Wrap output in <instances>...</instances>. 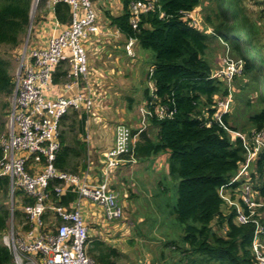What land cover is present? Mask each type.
Listing matches in <instances>:
<instances>
[{"label":"trees","instance_id":"16d2710c","mask_svg":"<svg viewBox=\"0 0 264 264\" xmlns=\"http://www.w3.org/2000/svg\"><path fill=\"white\" fill-rule=\"evenodd\" d=\"M144 1L118 0L121 11L117 15L110 14L102 5L99 8L105 10L104 18L109 26L117 29L124 39L132 38L139 49L154 54L149 67L152 73L148 69L146 75L153 94L145 88L140 98L152 115L147 121L149 129L156 134L153 138L146 132L141 134L135 146V158L149 162L168 153L167 175L162 182L172 185L178 179L173 215L182 227V246L169 241L166 247L180 254L181 264H253L250 247L254 226L238 223L235 209L229 208L219 194L220 188L244 163L245 149L240 138H232L221 127L203 122L212 115L215 99L228 93L221 80L211 77L214 67L207 59L210 42L217 40L223 57L243 62V71L233 82L238 80L245 91L243 107L251 108L243 120L236 115L237 111L224 115L225 125L244 133L250 147L253 134L264 132V37L258 28L260 23L255 24L247 16L245 0H156L153 9L142 14L137 28L133 29L130 5ZM259 5L262 6L260 2ZM31 6L32 0H0V48L15 50L21 45ZM198 6L204 11L202 29L192 26L185 15ZM55 16L61 24L67 23V6L56 5ZM12 79L9 64L0 60L1 95L12 94ZM52 81L54 85L67 81L65 64L57 67ZM159 110L172 114L158 119ZM86 121L87 116L81 110L71 109L62 117L60 147L54 161L56 169L80 173L86 168ZM248 172L249 182L264 197V147ZM8 186V178L1 177V205L8 196ZM22 198L25 204L33 203L25 196ZM49 198L53 204L67 207L76 195L65 192L57 197L51 191ZM14 217L19 221L21 212L15 211ZM8 218L9 210L1 207L0 234L7 230ZM260 221L264 224V220ZM87 255L94 264H122L121 252L104 241L92 240ZM0 264H14L10 251L2 243Z\"/></svg>","mask_w":264,"mask_h":264},{"label":"built area","instance_id":"2783aa9c","mask_svg":"<svg viewBox=\"0 0 264 264\" xmlns=\"http://www.w3.org/2000/svg\"><path fill=\"white\" fill-rule=\"evenodd\" d=\"M110 1L113 0H32L35 11L52 15L57 32L52 33L45 43L35 45L30 38L32 26L29 27L28 39L20 51L18 67L12 79L5 134L0 136V178H8L10 219L8 236L1 243L10 251L14 264H94L87 255L92 239L82 217L83 203L88 200L96 205L106 222L118 221L123 216L118 194L110 185L116 171L127 164L136 163L137 136L152 117L145 106L139 109L140 128L135 133L125 124H116L113 145L102 155L96 168L87 162L82 172L69 173L54 166L60 147L59 126L62 117L71 109L81 110L87 116L95 108L97 92L93 85L96 78L89 66L85 45L100 35L123 37L117 29L108 34V23L98 17L100 15L96 9ZM155 2L145 0L131 3L130 24L133 29L137 28L140 16L153 9ZM259 2L264 6V0ZM58 4L68 8L69 20L65 24H61L55 16ZM185 15L196 27L192 23L194 16L191 13ZM125 40L124 53L133 59L136 41L132 38ZM62 64L67 66L63 93L51 96L53 75ZM242 71L241 60L225 56L220 68L211 77L230 85ZM149 72L151 75L152 69ZM149 84L152 95L153 86ZM215 102L212 115L207 116L203 124H215L234 138H240L246 152L244 163L236 175L220 188L219 194L229 208L235 209L238 223L253 224L250 247L253 264H264V224L260 221L264 220V197L249 182L248 172L257 153L264 147V132L253 134V146L250 147L241 133L230 130L223 121V116L228 113L229 100L217 102L216 98ZM171 114L163 110L157 112L158 119ZM236 183H240L239 187L233 188ZM16 190L33 203L25 204L23 198L19 197V204L15 206V202H18ZM51 191L57 197L72 192L76 198L67 207L55 205L49 198ZM17 210L21 212L23 220H17L16 230L13 220ZM48 215L49 218L45 220Z\"/></svg>","mask_w":264,"mask_h":264},{"label":"rangeland","instance_id":"374dc122","mask_svg":"<svg viewBox=\"0 0 264 264\" xmlns=\"http://www.w3.org/2000/svg\"><path fill=\"white\" fill-rule=\"evenodd\" d=\"M205 4L206 3L204 2L203 6H205ZM244 5L247 16H249L255 24L260 23L258 28L261 31V36L264 37V15L261 14L262 12L259 1L245 0ZM104 8L109 10L110 14L117 15L121 11V4L118 2V0H113L109 3H105ZM198 8L201 10V12L198 13L203 16V7L198 6L195 8V10H198ZM96 11L97 14L100 15L98 17L103 18L101 21H105V10L97 8ZM202 16L199 18L194 16L192 18V23H194L200 29H202ZM37 20L38 16L36 15V11L33 9V6H31L29 25L27 32L22 39L21 45L15 50L0 48V60L9 64V74L12 78L18 67L20 51L28 39L29 27H33ZM99 24H101L100 20ZM113 28L109 27L107 30L114 33L115 28ZM119 40L120 41H118V43L121 44L122 49H120L118 52L121 51L124 53V45L126 40L123 37H121ZM108 45L109 44L101 46V48L108 51ZM85 46L88 47L87 54L91 53V51L94 52L95 50H99L96 39H94L92 44H87ZM134 50L136 58H123L122 61H120L121 63H119L120 67L122 68V72L120 73L121 75L117 77L111 76L112 78H109L110 82H106L107 84L111 85L112 91L117 90V93L121 94L119 95V101L115 100L112 108L104 107L101 105L103 102H99L98 107H95L90 113L87 114V121L89 125H87L86 121L85 131L87 132V135L90 136V140L89 138L86 140L87 137L84 139L87 143L88 149L86 164L87 162H93L95 156H98L97 153H94L93 146H91V136L93 129H96L94 125L103 126L100 118L105 120L107 119L108 128L113 127L114 124H116L115 122H118L119 118H121L124 122H129L131 120V123L132 117L135 116L136 113V105L129 108L130 104H128L127 107L125 103H127L129 98L132 96L140 97L141 92H143L145 88H147L151 94L149 89L150 84L146 78V75L151 61L154 58V54L151 51L139 49L137 43L134 47ZM114 51L115 50L110 48L108 52L114 53ZM98 54L99 53H96V56H98ZM220 55H222L221 51ZM222 59L223 56L219 59L220 65L222 63ZM216 70H218V68H215L212 73ZM224 85L227 87L228 93L224 98H217V102L228 99L230 104L227 114L231 115L237 111L236 115L240 117L241 120H243V118L248 115L251 108L246 109L243 107L245 102V91L242 89V85L239 84L238 80L235 82L232 81L230 85L225 83ZM10 97L11 95L5 97L0 94V136L5 134V123L7 119V112L9 110ZM96 117H100L97 120H100L101 122L99 121L96 123ZM92 118H94L93 121H91ZM241 120H239V122H241V124L244 123ZM109 132L111 133V130H109ZM109 132H107V134H110ZM151 134L152 136H150L153 138L156 134V131H152ZM241 134L244 137L246 136L242 132ZM230 136L234 138L233 135L230 134ZM168 158V153H164L158 155L156 158L151 159L149 163L147 161H137L132 165L127 164V166L113 174V188L118 194L117 198L123 210L122 218L115 222L117 225H121L123 228L122 230H126L125 234L123 233V240L126 243L127 249L130 251V255H128L129 259L126 261L127 264H181L180 261L178 262L180 254L177 252H172L168 247H166L169 241L174 242L178 247L182 246V227L175 220L173 215V208L176 203L175 186L177 187L178 179L176 178L173 182H171L172 185L162 182V179L165 177V175H167ZM163 187L165 188V191H163ZM19 197L24 196L19 190H16L15 198L18 200V202H15V206H18L19 204ZM1 207L6 209L9 208L8 196L6 197L3 205L0 204V208ZM96 209L101 212L99 208ZM22 220L23 219L21 218L19 221L22 222ZM9 221L10 219L8 218V223ZM16 222L18 221L14 218L13 226H15V229L17 230ZM5 236H8L7 230L0 234V244ZM130 242H133V244H130ZM119 243L120 242H118L116 245ZM122 264L125 263L123 262Z\"/></svg>","mask_w":264,"mask_h":264},{"label":"crops","instance_id":"0c3cea01","mask_svg":"<svg viewBox=\"0 0 264 264\" xmlns=\"http://www.w3.org/2000/svg\"><path fill=\"white\" fill-rule=\"evenodd\" d=\"M260 9L261 11H263L262 6ZM198 12H201L199 8L198 10H195L192 12V16H197L198 18L201 17L202 15ZM261 14L264 15V12H262ZM36 15L38 16V20L32 27L30 38L33 44L38 45L41 43H45V40L52 33H56L57 29L54 26L51 14L47 12H42L41 10H39V11H36ZM101 19L103 20V18ZM104 22H106V20ZM106 27L109 29V27L111 26L107 24ZM206 32H210V30H207ZM109 33H112V32L108 31V34ZM120 38L121 37L115 38L114 36L100 35L94 38L96 39V43L98 44L99 50L98 51L95 50L94 52L91 51V53L87 54L89 66L91 67V70L94 72V75L96 78V81L93 85L95 91L97 92L96 100H95V107H98L99 102H103L101 104L102 106L112 108L113 104L115 103V100L119 101V95L121 94H118L117 90L112 91L111 85L107 83L110 82L109 78L111 79L112 78L111 76L117 77L121 75L120 73L122 72V68L120 67L119 63H121L120 61H122L123 58L128 59L125 53H122L121 51L118 52L120 49H122L121 44L118 43V41H120L119 40ZM94 39H92L89 44H92ZM210 43H211V49L207 52V59L210 62H212L214 69L215 67L219 69L220 68L219 59L222 57V55H220V48H219L220 42L217 40H212ZM107 44H109L108 45L109 49L112 48L113 50H115L114 53L108 52L109 49L107 51L101 48V46H104ZM87 50H88V47L86 46V51ZM96 53H99L98 56H96ZM62 89H63L62 84L54 85L50 89L49 94L51 96H58L63 93ZM66 93L68 94L69 92H66ZM129 99L132 100L133 102L128 100L127 103H125L127 107H128V104H130L129 108H131V106L136 105V113H135V116L132 117V122L130 123L131 120L129 122H124L121 118H119L118 122L116 121L115 123L125 124L131 128L132 133H135L137 129L140 128L139 109L144 106V102L143 100H141L139 96H135V97L132 96ZM134 117L136 118L134 119ZM98 118L100 117L95 118V121H97L96 123H98L101 120L102 122L101 121L100 122L103 124V126H96L93 123H91L96 127V129L95 130L93 129L92 131L91 146H93L94 153H97L98 155V156H95L94 161L91 162L92 167L99 165L98 162L100 161L102 155L109 148L112 147L113 142H114V127L116 126V124H114L113 127L108 128L107 119L105 120L103 118H100V120L98 121L97 120ZM93 120L94 118L91 119V121ZM87 125H89L88 121H87ZM149 128L150 126H148L147 124L146 128L141 133L138 134L136 143L138 139L140 138L141 134L145 132L148 135V137L151 138L152 130ZM109 130H111V133L109 132ZM107 132H109L110 134H107ZM86 137H87L86 140L88 138L90 140V136L87 135V132H86ZM137 161L138 160L136 159V162ZM92 176L95 177V172L93 171H92ZM110 186H111V189L114 192H116L113 188L112 182ZM95 206L96 205H94L90 201L85 200V202L83 203V207H82V217L84 219L85 224L88 226L89 236L91 237L92 240L104 241L105 243L118 249L122 254V257H121L122 263L124 262L125 264H127L126 261L129 259L128 255H130V251L127 249L126 243L123 240L124 239L123 233L125 234L126 230H122L123 228L121 227V225H117L116 222H106L103 219L101 212H99L96 209L98 207L96 206L95 208ZM46 217L47 218L45 220L49 218V215ZM118 242L120 243L116 245ZM130 244H133V242H130Z\"/></svg>","mask_w":264,"mask_h":264}]
</instances>
